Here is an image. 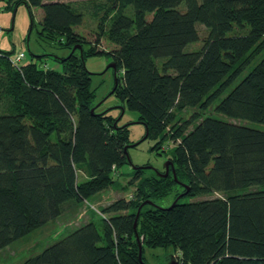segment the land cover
I'll return each instance as SVG.
<instances>
[{"label": "trees", "instance_id": "trees-1", "mask_svg": "<svg viewBox=\"0 0 264 264\" xmlns=\"http://www.w3.org/2000/svg\"><path fill=\"white\" fill-rule=\"evenodd\" d=\"M6 1L25 5L33 23L41 8L44 37L88 45L83 58L110 57L118 74L108 98L136 111L160 149L175 143L177 180L189 185L184 197L199 199L171 209L146 204L136 232L138 207L178 182L134 170L133 196L102 207L101 229L82 224L21 264H147L145 247L171 248L179 264H264V130L248 125H264V56L237 83L264 50V0H104L92 11L101 15L94 41L75 31L82 7ZM198 24L208 31L203 47L187 52L200 40ZM103 39L112 50L100 48ZM45 55L16 68L0 51V251L77 213L128 163V125L94 106L93 74L81 58L57 59L58 71L43 64Z\"/></svg>", "mask_w": 264, "mask_h": 264}, {"label": "rangeland", "instance_id": "rangeland-1", "mask_svg": "<svg viewBox=\"0 0 264 264\" xmlns=\"http://www.w3.org/2000/svg\"><path fill=\"white\" fill-rule=\"evenodd\" d=\"M61 2H68L76 7H82L84 18L83 23L79 27L75 28V31L79 32L88 41H94L96 39L97 25L99 24L101 15H95L92 11L96 5H102L104 0H58ZM34 23L32 21L30 12L25 5H20L18 8L8 4L6 0H0V51L9 52L12 49L15 51H23L26 56V60L33 59L36 56H43L45 60L43 64L48 68L55 70H62V65L56 62L57 59L63 57H70L75 54L81 58L82 63L85 64L87 70L93 74L92 89L95 93L94 103L96 107L102 103L100 110L105 112L109 111V115L112 114L116 117L114 125H128L129 130V144H136L146 134L145 125L138 119L136 111L122 109L118 99L109 97L115 87L114 73L111 68L107 69L108 65L112 62L110 57L106 55H89L83 58V54H86L89 46L84 44L82 49L77 47H67L64 45V40L58 41L56 38L50 39L44 37L41 33L40 21L43 17L41 8L36 7L34 10ZM129 13V12H128ZM94 14V15H93ZM112 16V13H110ZM151 17H149L150 19ZM197 29L200 34V40L195 43L187 45L185 50L192 52L203 47V40L208 34V31L204 25L198 24ZM246 30L237 29V33L245 32ZM64 39V38H63ZM63 41V42H62ZM100 48L104 50H112L113 45L106 40H102ZM264 56V50L255 56V59L246 67L243 68L237 83L260 61ZM37 58V57H36ZM223 93L222 95H224ZM222 97V96H221ZM191 111L183 112V115H188ZM206 114L213 115L220 119H225L221 115L214 114L212 109H209ZM140 121V122H139ZM250 126L258 127L264 130V125L249 123ZM159 142V141H158ZM156 140L145 139L134 147L129 148V156L131 163L125 164L115 172L113 175L114 183L107 189L100 192L94 199H89L85 203L80 204L79 211L77 213L67 212L55 221L49 222L47 225L38 228L31 232L26 237L19 241L14 242L10 246L0 251V264H21L24 260L30 256L40 253L45 247L54 242L60 240L66 236L69 232L75 228L89 221H92L101 229V220L103 218L102 207L109 203L119 199H129L133 196L136 188V184H129V181L133 178L134 167L133 166H151L154 169L164 173L166 161L175 162L173 160L174 153L173 148L175 143L165 141L160 144ZM153 146L156 147V151L153 150ZM176 169V168H175ZM145 176L156 175V171L151 168H144ZM176 171V170H175ZM172 175L171 169L170 173ZM173 176V175H172ZM88 179L85 172L78 170V181H86ZM185 191V188L179 183L173 186L169 193L162 199H157L156 204L161 207L170 206L174 200ZM218 195V194H217ZM194 202L199 199L194 197H181L178 201ZM145 206V205H144ZM107 217V215H105ZM174 254L171 248H151L145 247L144 258L147 264H168L169 256Z\"/></svg>", "mask_w": 264, "mask_h": 264}, {"label": "water", "instance_id": "water-1", "mask_svg": "<svg viewBox=\"0 0 264 264\" xmlns=\"http://www.w3.org/2000/svg\"><path fill=\"white\" fill-rule=\"evenodd\" d=\"M77 46H75L74 48H73V50L76 48ZM78 48L79 49H81L82 47H81V45H78ZM109 68H112L113 69V73H114V78H115V85L117 84V82H116V79H117V68H116V65H115V63H110L109 65H108V67H107V69H109ZM120 109H122V113L124 112V108L122 107V106H118ZM92 112H94V109H92ZM140 122V121H139ZM143 123V122H142ZM144 124V123H143ZM145 125V124H144ZM145 128H146V134H145V136L141 139V141H143V140H145L146 138H147V136H148V130H147V127L145 126ZM141 141H139V142H137L136 144H139ZM136 144H127L126 146H125V151H126V153H127V161H128V163H131V159H130V156H129V152H128V149L129 148H131V147H134ZM134 167V170H138V169H144V168H151V169H153V170H155L156 171V175L157 176H161V177H167L168 175H169V173H170V169H171V172H172V175H173V177H174V179H175V181H177L181 186H183L184 188H185V191L183 192V193H181L175 200H174V202L170 205V206H168V207H162L163 209H171L177 202H178V200L181 198V197H184L186 194H187V192H188V188H189V185L188 184H186V183H183V182H180V181H178L177 180V175H176V171H175V167H174V165H173V162H171V161H166V163H165V172L164 173H162V172H160V171H158V170H156V169H154L153 167H151V166H133ZM146 204H149V205H152V206H154V207H156V208H158V207H160L161 208V206H159L158 204H156L154 201H152V200H146V201H144L139 207H138V209H137V212H136V217H135V222H134V229H135V231L137 232V221H138V218H139V215H140V212H141V209H142V207L144 206V205H146ZM136 238H137V242H138V244H139V250H138V257H139V260L142 262V263H144L143 262V259H142V242H141V240H140V238H139V236H138V234H136ZM168 264H179L178 263V261H177V259H176V257L173 255V254H171L170 256H169V263Z\"/></svg>", "mask_w": 264, "mask_h": 264}, {"label": "built area", "instance_id": "built-area-1", "mask_svg": "<svg viewBox=\"0 0 264 264\" xmlns=\"http://www.w3.org/2000/svg\"><path fill=\"white\" fill-rule=\"evenodd\" d=\"M10 52L9 60L11 64L16 68H21L30 62V60H26L25 53L23 51H15L12 49Z\"/></svg>", "mask_w": 264, "mask_h": 264}, {"label": "flooded vegetation", "instance_id": "flooded-vegetation-1", "mask_svg": "<svg viewBox=\"0 0 264 264\" xmlns=\"http://www.w3.org/2000/svg\"><path fill=\"white\" fill-rule=\"evenodd\" d=\"M112 63V62H111ZM112 69V68H111ZM112 71H113V69H112Z\"/></svg>", "mask_w": 264, "mask_h": 264}]
</instances>
